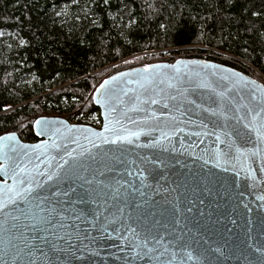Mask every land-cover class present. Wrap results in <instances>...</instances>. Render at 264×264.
I'll return each instance as SVG.
<instances>
[{
  "label": "snow or ice",
  "instance_id": "snow-or-ice-1",
  "mask_svg": "<svg viewBox=\"0 0 264 264\" xmlns=\"http://www.w3.org/2000/svg\"><path fill=\"white\" fill-rule=\"evenodd\" d=\"M181 64L102 79L99 131L39 118V143L0 135V264L108 248L123 264H213L225 249L264 264V85Z\"/></svg>",
  "mask_w": 264,
  "mask_h": 264
},
{
  "label": "trees",
  "instance_id": "trees-1",
  "mask_svg": "<svg viewBox=\"0 0 264 264\" xmlns=\"http://www.w3.org/2000/svg\"><path fill=\"white\" fill-rule=\"evenodd\" d=\"M110 2L0 0V135L15 132L23 142H36L32 125L41 116L99 127L92 103L99 82L119 70L161 62L104 75L138 54H183L167 60L173 62L217 51L229 61L202 59L241 72L251 67L264 81V0ZM21 38L27 47H17Z\"/></svg>",
  "mask_w": 264,
  "mask_h": 264
},
{
  "label": "water",
  "instance_id": "water-1",
  "mask_svg": "<svg viewBox=\"0 0 264 264\" xmlns=\"http://www.w3.org/2000/svg\"><path fill=\"white\" fill-rule=\"evenodd\" d=\"M177 61H181L182 62L180 67H181L182 71H185V72L191 71L193 69L196 70V71H199L200 69L197 66L198 65H202V64L216 65L217 67H219V68H221L223 70H228V71L233 72V73H238L240 76H242L245 79L255 80L258 84L264 85V81L261 80L260 78L254 77V76L249 75V74L244 73V72H241V71H239V70H237L235 68H232V67H229V66H226V65L211 61V60H205V59L197 58V57H192V58H183V57H181V58H178V59L174 60L173 62L161 61V62L150 63L148 65H173ZM144 66L145 65H139V66H135V67H130V68H126V69H123V70H119V71H116V72H126V71H131V70H134V69H143ZM116 72L112 73L111 75L116 74ZM107 77H105V78H107ZM132 79H136V77H132ZM96 87H98V85ZM93 94H94V91L92 93V96H93ZM92 103L99 110V115H100V119H101V124H100L99 127H93V126L83 125V124L69 123L64 118H61V117L41 116V117H38L36 119L45 118L47 120H62L68 126H73V125H75V126H83V127H88V128H92V129H94L96 131H99V130H101V128L103 126V123H104V115H103L104 110L99 105H97L93 101V99H92ZM32 128H33L34 135L37 138V141L33 142V143H28V142L21 141V139L19 138L17 133H15V132L14 133L17 135V137L19 138V140L22 143H28V144L39 143L42 138L35 134L36 129L33 127V125H32ZM4 134H2V135H4ZM145 151H148V150H145ZM153 151H159V150L155 149ZM234 240H235V238H234ZM235 243L238 244L239 241H235ZM225 253H226L225 257H220V259L218 261L214 260L213 264H246V262L243 259H240L239 261H237L233 255L228 254L227 249H225ZM118 255H122V254L116 253V250L112 249V248H108L106 250H103V249L102 250H98V254H93L91 256V259L89 260L88 264H123L122 260H119V259L116 258Z\"/></svg>",
  "mask_w": 264,
  "mask_h": 264
},
{
  "label": "rangeland",
  "instance_id": "rangeland-1",
  "mask_svg": "<svg viewBox=\"0 0 264 264\" xmlns=\"http://www.w3.org/2000/svg\"><path fill=\"white\" fill-rule=\"evenodd\" d=\"M212 52L210 54H206V53H201V54H198V55H196L194 53H190V54L191 55H195V57L197 56L199 58H209V59L210 58L211 59L215 58V59L222 60V61H229V57H227L225 54L219 53L217 51H212ZM151 54H154V53H144V54H138V55H134V56L128 57L127 59L122 60V61L112 65L110 68H108L104 72V75L107 76L108 74L112 73L113 70L120 69L122 67L134 66V65H139V64H147L148 62H150L152 60L167 61V60H169L171 58H177V57H180V56L183 55V54H177V55L173 54V55H171L169 53V51H164L165 56L158 57V58H148L149 57L148 56L147 58L143 59L145 57V55H151ZM213 54H215L216 56H214ZM125 61H128L129 63H125ZM244 72L249 74V75H252L254 77L261 78L259 73H257L251 67L249 68V70H245ZM104 75H103V77H105Z\"/></svg>",
  "mask_w": 264,
  "mask_h": 264
},
{
  "label": "built area",
  "instance_id": "built-area-1",
  "mask_svg": "<svg viewBox=\"0 0 264 264\" xmlns=\"http://www.w3.org/2000/svg\"><path fill=\"white\" fill-rule=\"evenodd\" d=\"M261 79V78H260ZM262 80V79H261Z\"/></svg>",
  "mask_w": 264,
  "mask_h": 264
}]
</instances>
